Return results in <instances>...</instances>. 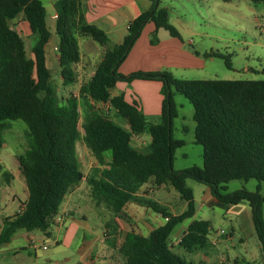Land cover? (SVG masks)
I'll return each mask as SVG.
<instances>
[{
  "label": "trees",
  "instance_id": "1",
  "mask_svg": "<svg viewBox=\"0 0 264 264\" xmlns=\"http://www.w3.org/2000/svg\"><path fill=\"white\" fill-rule=\"evenodd\" d=\"M146 12L132 19L121 43L106 47V33L82 20L78 0L57 2L56 49L62 85L74 81L71 63L80 58L77 36H88L103 47V54L92 76L79 87L86 99V113L78 128V99L61 96L45 62V44L50 31L45 22V8L40 0H0V148L4 143L7 120L26 124L24 137L27 149L17 156L24 177L28 198L21 209L3 218L0 243L8 242L18 230H38L50 235V227L61 202L82 172L75 146L83 138L97 162L87 182L95 199L102 201L113 213L119 212L142 184L153 178L155 185L170 184L186 202V209L171 214L159 203L144 200L147 208L166 218L163 225L147 236L130 232L121 247L125 264H194L169 245L173 228L195 214L193 191L187 180L205 184L217 202L235 205L245 202L251 209L255 235L264 262V219L260 182L264 181V77L261 79H182L169 71H135L127 75L117 72L144 25L152 21L173 37H180L168 21L167 8L159 0H151ZM22 14L37 40L28 58L24 39L10 24ZM155 32L151 43L157 42ZM220 57L230 66L229 59L216 51L203 54ZM264 76V67L260 71ZM133 79L162 82L163 95L160 119L149 123L135 103H128L122 94L112 96L110 89L117 81ZM173 90L192 104L194 143L202 147V165L173 168L175 150L184 145L173 137V119L177 108ZM97 105L124 118L128 129L122 128ZM148 132V151L131 144L132 135ZM108 155V161L105 160ZM107 166V167H105ZM2 175H8L0 166ZM241 179L258 181L256 189L239 188L227 192V183ZM209 221L193 219L180 236L178 246L186 253L210 247Z\"/></svg>",
  "mask_w": 264,
  "mask_h": 264
},
{
  "label": "crops",
  "instance_id": "2",
  "mask_svg": "<svg viewBox=\"0 0 264 264\" xmlns=\"http://www.w3.org/2000/svg\"><path fill=\"white\" fill-rule=\"evenodd\" d=\"M40 1L45 8V22L50 31V38L44 47L46 66L51 72V78L57 77L61 84L62 78L56 56L59 42V37L56 34L57 2L59 0ZM78 1V14L82 20L95 25L106 33L108 38L106 47H112L121 43L127 33L128 23L138 15L149 10L152 5L151 0ZM160 6L169 8L162 3H160ZM168 18L170 21L169 13ZM10 24L23 39L32 38V46L34 45L37 35L31 33L28 22L23 18L22 14L12 19ZM153 32H155L158 39L154 45L150 42ZM180 35L181 39L173 37L167 30L156 28L152 21L147 22L126 57L118 65L117 72L127 75L135 71L165 70L175 76H177V73L191 74L196 72L205 64V56H203L205 52L202 54L195 51V49L189 48L188 44L191 41L186 43L182 40L181 32ZM76 38L80 58L77 62L71 63V69L74 75L72 85H78L79 90V87L92 76L95 67L99 64L102 56L101 49L103 47L97 42L99 46L95 45L93 43L95 41L88 36L79 35ZM161 87L162 82L158 80L133 79L129 82L117 81L110 89V93L112 96L122 94L128 103H135L137 105L148 122L157 123L160 119L163 99ZM73 96L77 98L75 93ZM113 120L122 128L128 129L124 118L116 116ZM143 133L132 135L131 144L142 152H147L150 136L149 140L146 141L141 137ZM5 144L4 141L2 146ZM25 144H27V141ZM27 147L28 144L26 148L24 147L14 152L7 161L0 158L2 170L9 173L7 176H4L0 172V192L8 193L11 200L9 204H5L0 209V229L3 218L18 212L23 202L28 198V190L24 177L19 170L17 159V156L22 154ZM75 151L82 177L65 195L52 224L56 231H59L62 227L64 228L63 234L64 238L67 237L69 240L68 244L72 242L79 230L81 232L82 243L77 248L78 255H73V253L67 254L64 257L67 263L73 260L74 264H125L121 247L126 240V235L133 232L147 236L153 229L163 225L166 220L161 214L147 208L143 202L144 200L155 201L174 215L186 209L185 200L180 197L179 193L170 184L165 183L157 186L154 184L153 178H150L137 190L135 199L127 202L119 212L113 213L102 201L92 196L91 186L87 182L91 170L97 166L96 160L90 154L85 143L80 148H77L76 143ZM108 159V155H105V160L108 161ZM14 187L19 191L13 190ZM83 188L88 198V203L85 205L82 203L83 196L81 191ZM191 189L195 203V214L192 218L184 219L176 225L181 226V230L173 241L168 240L170 247L171 245L178 246L180 236L193 219H205L209 221V238L210 231L213 229V222L228 217L230 229L225 233H219L220 235L214 239H209L210 247L208 249L187 253L189 256L188 261H192L194 264H257V262L264 264L259 241L253 238L255 232L251 209L248 204L245 202L235 205L221 204L217 202L212 196L209 187L205 185V187L201 188V197L197 205L195 190ZM16 201L17 205L13 207ZM6 211H8V214H6ZM103 213H108L109 217L106 219L102 218L100 215H103ZM59 218L60 220L58 221ZM103 227L104 229L109 228L112 231V236H115L114 247H104L101 233ZM36 231L38 230L30 232L18 230L8 242L0 243V264L33 263L37 252L44 249L43 245L46 246L43 243L42 236L37 235ZM235 233H239L240 235L238 242L243 247L244 254H222L223 249L227 251L226 249L229 246H235L232 242ZM41 234L45 236L42 232ZM221 235H224L225 238ZM49 236H51V230ZM38 241L41 243L38 244ZM102 249H105L107 253L104 256L99 254ZM180 250L183 251L182 249ZM192 254L194 255L191 257L190 255Z\"/></svg>",
  "mask_w": 264,
  "mask_h": 264
},
{
  "label": "rangeland",
  "instance_id": "3",
  "mask_svg": "<svg viewBox=\"0 0 264 264\" xmlns=\"http://www.w3.org/2000/svg\"><path fill=\"white\" fill-rule=\"evenodd\" d=\"M159 1L169 7H165L170 16V21L169 18L168 21L177 28L178 32L182 33V40L186 43L191 41L188 44L189 48L195 49V51L202 54L208 51H216L227 57L230 63L228 67L223 58H209L205 56L204 66L196 72L191 74L177 73L178 77L173 74L175 77L182 79H261L264 77L260 72L264 67V0ZM179 39H181V35ZM32 42V38L24 39V50L28 58L32 56ZM93 43L99 46L96 42ZM101 54H103V49H101ZM53 83L58 94L68 96L75 93L77 95L79 107L78 128L83 135L81 123L83 122L87 105L90 103L80 97L78 85L63 86L57 77H54ZM173 99L178 114L173 119V137L184 141V145L175 150L173 168L178 170L192 165L201 166L202 147L193 142L195 125L192 118L193 106L184 95L174 90ZM96 106L110 118H116L115 113L109 111L106 105L96 104ZM5 123L8 125V129L3 133L6 144L0 148V158L7 161L14 152L21 150V148H26L27 144H25L24 138L26 124L22 120H7ZM141 137L148 141V132H144ZM82 144H84L83 138L77 142V148H80ZM257 183L258 181L255 179H249L248 181L241 179L231 180L227 183V192L242 187L249 191H254ZM187 185L195 190L198 205L201 197V188L205 187V184L188 179ZM260 185V193L264 195V181L260 182ZM13 190L19 191L16 187ZM81 194L83 196L82 203L85 205L88 203V198L84 188ZM10 202L9 194L0 192V209ZM16 205L17 201L13 207ZM102 205L104 204L102 203ZM7 212L6 214H8ZM262 213L264 219V202L262 204ZM100 216L105 219L109 217L108 213H103ZM229 229L230 222L228 221V217L221 218L219 221L213 222V229L210 231L209 239H214L220 235L219 233H225ZM50 230L51 236L49 237H45L41 232L36 231L37 235L42 236L43 243L47 248L39 250L33 260L34 262L31 264H74L73 260L67 263L64 257L67 254H77V248L82 243L80 230L69 244L67 237L64 238L63 227L59 231H56L55 227L51 226ZM180 230L181 226H176L169 235L168 240L173 241ZM101 233L104 247H114L115 236H112V231L109 228L104 229L103 227ZM221 236L224 237V235ZM239 236V233L233 235L232 242L235 246H229L226 249L227 251L223 249L222 254H244L243 247L238 242ZM253 238L258 241L255 234ZM37 243L41 242L38 241ZM171 248L175 253L184 256L187 260L189 259L188 254L181 251L180 247L171 245ZM99 254L104 256L107 253L105 249H102ZM193 255L190 256L192 257ZM259 263L261 262H257V264Z\"/></svg>",
  "mask_w": 264,
  "mask_h": 264
},
{
  "label": "built area",
  "instance_id": "4",
  "mask_svg": "<svg viewBox=\"0 0 264 264\" xmlns=\"http://www.w3.org/2000/svg\"><path fill=\"white\" fill-rule=\"evenodd\" d=\"M165 219H166V218H165ZM42 247H43L44 249L46 248V246H44V245H43Z\"/></svg>",
  "mask_w": 264,
  "mask_h": 264
}]
</instances>
